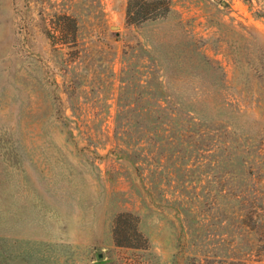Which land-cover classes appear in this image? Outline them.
<instances>
[{"label":"rangeland","instance_id":"374dc122","mask_svg":"<svg viewBox=\"0 0 264 264\" xmlns=\"http://www.w3.org/2000/svg\"><path fill=\"white\" fill-rule=\"evenodd\" d=\"M167 1L0 0V264H264V0Z\"/></svg>","mask_w":264,"mask_h":264},{"label":"trees","instance_id":"16d2710c","mask_svg":"<svg viewBox=\"0 0 264 264\" xmlns=\"http://www.w3.org/2000/svg\"><path fill=\"white\" fill-rule=\"evenodd\" d=\"M132 1V0H131ZM137 7L134 9L132 6V3H129L128 9H127V20L129 24H136V16L142 17L144 20H151V19H159L166 16V14L171 12V5L169 4V1L167 0H159L154 2H147L145 0H137V4H135ZM159 5V6H158ZM63 19L72 22V24H75V21L71 19L68 16H63ZM159 111L164 115L166 114L165 110L167 107H163L162 105H159ZM176 122V117H169L167 120V126H174ZM164 124V122H162ZM130 121H125V128L130 126ZM134 124H137L134 123ZM171 127V128H172ZM244 185H241V187ZM237 192H241L240 186H235ZM250 193L249 186L246 185V190L244 191V195ZM241 197H239L240 199ZM257 201V200H256ZM238 201L237 203H239ZM243 208L244 210H248L251 208H256V202L255 201H249L243 199ZM241 202V203H242ZM258 204V203H257ZM120 246H126L129 247V245H120Z\"/></svg>","mask_w":264,"mask_h":264}]
</instances>
